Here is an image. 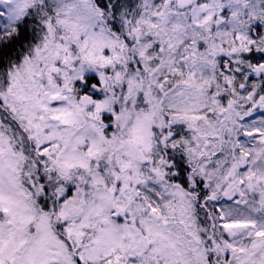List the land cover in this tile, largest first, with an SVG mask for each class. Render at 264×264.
Instances as JSON below:
<instances>
[{
  "label": "snow or ice",
  "instance_id": "obj_1",
  "mask_svg": "<svg viewBox=\"0 0 264 264\" xmlns=\"http://www.w3.org/2000/svg\"><path fill=\"white\" fill-rule=\"evenodd\" d=\"M0 264H264V0H0Z\"/></svg>",
  "mask_w": 264,
  "mask_h": 264
}]
</instances>
